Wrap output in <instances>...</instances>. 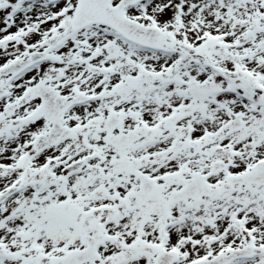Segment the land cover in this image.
<instances>
[{
	"label": "snow or ice",
	"instance_id": "snow-or-ice-1",
	"mask_svg": "<svg viewBox=\"0 0 264 264\" xmlns=\"http://www.w3.org/2000/svg\"><path fill=\"white\" fill-rule=\"evenodd\" d=\"M0 264H264V0H0Z\"/></svg>",
	"mask_w": 264,
	"mask_h": 264
}]
</instances>
